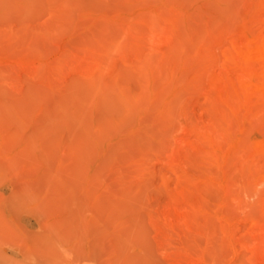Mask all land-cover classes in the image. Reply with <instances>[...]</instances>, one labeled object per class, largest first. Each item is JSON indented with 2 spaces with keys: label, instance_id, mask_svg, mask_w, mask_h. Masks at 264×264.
Segmentation results:
<instances>
[{
  "label": "rangeland",
  "instance_id": "1",
  "mask_svg": "<svg viewBox=\"0 0 264 264\" xmlns=\"http://www.w3.org/2000/svg\"><path fill=\"white\" fill-rule=\"evenodd\" d=\"M1 3L0 264H264V0Z\"/></svg>",
  "mask_w": 264,
  "mask_h": 264
},
{
  "label": "bare ground",
  "instance_id": "2",
  "mask_svg": "<svg viewBox=\"0 0 264 264\" xmlns=\"http://www.w3.org/2000/svg\"><path fill=\"white\" fill-rule=\"evenodd\" d=\"M1 1L2 0H0V3H1ZM10 3V2H9ZM2 4V3H1ZM15 6V5H14ZM3 7V6H2ZM2 7H1V9H2ZM16 7V6H15ZM6 8V7H5ZM14 8V7H13ZM12 9V8H11ZM13 11H14V9H13ZM1 15V14H0ZM2 16V15H1ZM4 19V18H3ZM2 26V25H1ZM3 28V27H2ZM1 31H2V29H1ZM258 45L257 46H255V50H257L261 55H262V57H264V41H262V42H260V43H257ZM251 50V49H250ZM251 51H253V50H251ZM251 68V67H250ZM246 69V68H245ZM249 74L250 73H248V75L247 76H245V78H248L249 77ZM243 75V74H242ZM250 75H253V74H250ZM254 78V77H253ZM249 79V78H248ZM253 81V80H252ZM241 99V98H240ZM243 99V98H242Z\"/></svg>",
  "mask_w": 264,
  "mask_h": 264
}]
</instances>
